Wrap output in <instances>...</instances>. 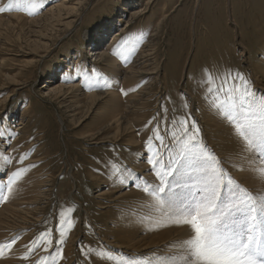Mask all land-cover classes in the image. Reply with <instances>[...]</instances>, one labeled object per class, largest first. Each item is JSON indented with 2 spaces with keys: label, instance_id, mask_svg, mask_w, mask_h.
I'll return each mask as SVG.
<instances>
[{
  "label": "rangeland",
  "instance_id": "obj_1",
  "mask_svg": "<svg viewBox=\"0 0 264 264\" xmlns=\"http://www.w3.org/2000/svg\"><path fill=\"white\" fill-rule=\"evenodd\" d=\"M22 3L0 0V244L16 240L0 264H37L48 253L25 260L24 246L45 232L58 264H184V244L168 241L180 238L172 209L130 179L121 186L129 172L141 188L155 181L145 160L157 124L171 142L194 121L236 180L264 196L256 158L234 155L208 106L226 71L264 94V0Z\"/></svg>",
  "mask_w": 264,
  "mask_h": 264
},
{
  "label": "snow or ice",
  "instance_id": "obj_2",
  "mask_svg": "<svg viewBox=\"0 0 264 264\" xmlns=\"http://www.w3.org/2000/svg\"><path fill=\"white\" fill-rule=\"evenodd\" d=\"M7 10L0 8V12ZM221 89L227 94V100L217 106ZM208 93L214 97L209 108L215 107L218 118L231 129L236 141L234 155L264 158V94L258 95L243 74L231 71H226L219 87L209 88ZM178 127L179 131L172 133L171 142H165L157 124L154 135L147 141V151L152 155L145 162L155 181L145 180L141 188L137 183L139 174L133 176L129 172L121 180V186L126 187L124 180L130 179L132 187L167 203L175 226L188 227L190 238L183 242L184 264H264V196L254 195L236 180L224 167L228 161L217 156L194 121L185 117ZM26 155L21 157V162ZM19 171L7 179L9 190ZM4 199L0 196V200ZM46 236L50 237L51 233H42L39 244L32 241L24 246L25 260L43 249L48 255L41 257L37 264H58L62 250L51 255L45 245H51L52 239L45 240ZM15 243L12 239L0 244V257ZM167 259L171 258L165 257L161 264ZM127 264L143 262L130 259ZM147 264H152V259Z\"/></svg>",
  "mask_w": 264,
  "mask_h": 264
},
{
  "label": "bare ground",
  "instance_id": "obj_3",
  "mask_svg": "<svg viewBox=\"0 0 264 264\" xmlns=\"http://www.w3.org/2000/svg\"><path fill=\"white\" fill-rule=\"evenodd\" d=\"M23 3V5L27 6L29 5L30 1L32 0H21ZM115 94V93H114ZM113 94L112 99L115 97V95ZM250 163L253 164V169L250 170V172L254 175V180L255 183L257 184V182H262L264 184V168H261L260 170H258L259 166H261V160H256V159H250ZM260 176L259 179H257ZM176 230V235L179 236L180 238H169L168 241H177L180 243H183L186 239L190 238V230L188 229L187 226H176L175 227ZM174 231V230H173ZM172 232V231H171ZM173 235V234H172ZM180 239V240H179ZM176 245V244H175ZM176 247V246H175ZM178 249V248H176ZM171 252V254H173L172 252L174 251H168ZM167 253V252H166Z\"/></svg>",
  "mask_w": 264,
  "mask_h": 264
}]
</instances>
